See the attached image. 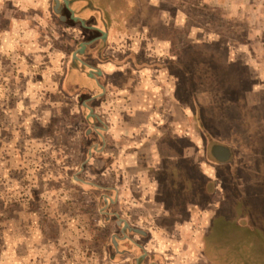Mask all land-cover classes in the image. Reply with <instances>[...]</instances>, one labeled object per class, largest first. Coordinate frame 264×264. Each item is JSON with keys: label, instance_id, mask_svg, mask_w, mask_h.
Wrapping results in <instances>:
<instances>
[{"label": "rangeland", "instance_id": "rangeland-1", "mask_svg": "<svg viewBox=\"0 0 264 264\" xmlns=\"http://www.w3.org/2000/svg\"><path fill=\"white\" fill-rule=\"evenodd\" d=\"M94 3L109 13L74 0L80 23L53 0H0V264H264V241L234 210L241 195H264V0ZM84 42L105 94L93 100L97 81L71 55ZM220 80L240 87L233 128L214 101L227 92ZM138 84L155 93L153 108L129 99ZM90 109L109 126L104 141ZM149 118L179 120V137L198 122L206 161L213 143L231 147L232 167L201 166L216 189L203 190L199 173V199L189 188L170 203L175 191L135 153ZM118 216L145 233L125 236Z\"/></svg>", "mask_w": 264, "mask_h": 264}, {"label": "flooded vegetation", "instance_id": "flooded-vegetation-1", "mask_svg": "<svg viewBox=\"0 0 264 264\" xmlns=\"http://www.w3.org/2000/svg\"><path fill=\"white\" fill-rule=\"evenodd\" d=\"M75 1H79V2H83L84 5L86 6L87 9H93L95 11H105V13H109L108 11L110 9L105 8L100 6V9L97 10L98 7H94L95 3L94 0H75ZM98 1V0H95ZM113 1V0H112ZM54 2V11L57 13L60 12H64L65 10H68L71 13V17H73L76 21L80 22V23H84V19H82L81 17L75 15L72 13L73 11V7H72V3L74 2V0H53ZM103 2V0H102ZM110 5V4H109ZM112 7V3L109 6V8ZM96 8V9H95ZM120 16V15H118ZM132 16V15H129ZM61 17L63 19H66V16L61 14ZM135 15L133 16V19L131 21L132 17L128 18V21H125L123 23H137L134 20ZM120 18V17H119ZM141 23H143L142 20H140ZM118 22V21H117ZM95 28H98L97 26H94ZM104 37V36H103ZM86 46L85 42L82 43L79 47H77L76 49H74L71 52L72 55V59L75 63L88 67L87 68V74L88 76H90L91 78L95 79L97 81V79L100 77V73H99V67L97 66H93L90 64H87V62L85 60H83L82 56H81V52L84 49V47ZM133 80V78H129V82H131ZM94 81V80H93ZM220 86L219 89H222V94L223 92L227 91L225 95L223 96H219L218 98L216 97V99H214L215 102H218L220 99L221 100H225L224 105L226 108L229 109V111L226 112V114L224 115L223 118V123L229 126H225V127H234L235 123L232 121V117H234V113H237L236 111L234 112V108H236V102H237V98L238 95L240 96V87H237L235 85H233L232 83L226 81V80H220ZM95 82V81H94ZM128 82V84H129ZM96 83V88H98V91L96 92L95 95L90 96V98L88 99H96V98H101L103 97V95H105L103 93V88H99L100 84L99 82H95ZM99 86V87H97ZM139 90V94L142 92V90H144V94L141 93L140 96H142L143 99H141V97L136 98V91ZM154 94L155 93H151L148 92L146 89L142 88L140 84L135 85L134 91H130L128 92V96L129 99L131 100V102L137 104L138 101L137 100H142L143 103L145 104V102H148L149 104L146 103V107L147 108H153V100H154ZM149 100V101H147ZM142 104V103H141ZM182 104V103H181ZM181 104L179 106L176 107V109L179 107L181 109H183L185 106H187L189 109H191L192 114L194 116L197 115V109H196V105H192L194 107H192L191 105H182ZM218 103H216L215 105H213L214 107H216ZM84 105L88 108V104L87 101L84 102ZM217 109V108H214ZM177 111L179 112L180 110L177 109ZM219 111V110H218ZM214 114V115H218L219 113ZM89 114L92 117H95L96 120L99 122V125H94V130L96 131V133L98 135L101 136L102 140L105 137L104 134V130L107 131L109 129V126L106 124L105 119H103L102 116H99L98 114L94 113L93 109L89 111ZM155 112H151L150 114V118L153 119ZM128 118V116H127ZM150 118L146 121V123L148 124V126L151 127L152 129V133L150 135L149 138H145L143 141V145L141 144V146L143 147H138L137 149H135V153L137 155H142V156H147L150 157V161H147L145 159V165L146 168L149 167L150 173L153 177L155 170L159 173L162 174V178H163V183H160V185H162L163 187H167L171 190L175 191V195L171 194V201L170 203H183L185 202L184 199H182V194H186L188 192H191L192 197H195L198 200L200 193H201V188H200V183H199V176L200 174L204 177L207 178L206 181V185H202L203 186V190L205 191H213L214 189L217 188L214 177H211V175L206 174L203 172V170L201 169V166L205 165H209L208 161L213 162L214 164L219 163V164H225L224 169L229 167H232V161H233V150L231 149V147L225 143L222 142H215L211 145V152L210 155L213 157L214 161L208 159L207 161L202 159L200 157V149L198 147V143H196V141L194 140V136H198L201 135L203 136V140L204 138L206 139V130L205 131H200V127L201 125L198 126V122L197 125H191L190 127V132L185 133V135L182 134V136L180 135L177 136L176 134H174V129L179 126V120H176L175 122L173 120L168 119L167 121L162 120L161 122H159V120H154L152 122H150ZM131 120V117L129 116V122ZM173 121V122H172ZM173 123H176V127H173L172 130V125ZM136 124V122H135ZM135 124L131 127H135ZM204 125V124H203ZM207 128V127H206ZM170 130V131H169ZM208 130V128H207ZM203 132V133H201ZM209 132L211 135V129L209 128ZM195 133V135L193 136V134ZM187 134V135H186ZM193 136V137H192ZM186 140V142H188V146H182L184 144H182V141ZM199 140V139H198ZM197 140V141H198ZM104 141V140H103ZM145 142V143H144ZM149 145L146 148V145ZM179 145V146H178ZM191 146H193V148L191 149ZM191 149V153H188V150ZM97 151H101V149L99 147L96 148ZM216 161V162H215ZM185 162H187V165L190 167V170L192 171V175L191 173L188 172V177H185L183 175V171L185 170ZM218 164V165H219ZM195 170V172H193ZM232 171V170H231ZM193 173H195L196 175L193 177ZM200 173V174H199ZM170 174V175H169ZM164 175L166 176V179L164 178ZM168 177V178H167ZM182 177L184 178V181L182 179ZM188 178V179H187ZM156 179H159L160 181H162L159 177H156ZM211 183V186L209 187V184ZM225 186V185H224ZM191 191H190V189ZM195 188V193L194 189ZM211 189V190H210ZM224 189V188H223ZM186 190V191H185ZM207 191V192H208ZM225 191H226V186H225ZM169 196V195H167ZM254 196H256L257 198L255 199V201L253 200H249L244 197V196H240L237 199H235L234 201V210H236V213L238 215L236 222L238 225L242 226L243 228H249V230H256L259 232L260 238L261 240L264 241V195H260V194H255ZM168 197H164V199L166 200ZM228 198V197H227ZM184 200V201H183ZM197 200H191L190 204L191 205H197ZM109 201V200H108ZM174 205V204H172ZM190 209V208H189ZM261 212V216L259 217V213ZM235 219V218H234ZM118 223L121 224V226H123V234L126 236L125 230H129V229H134L135 231H139V232H143L142 230H139L137 228H133L130 226V224L127 222V220L120 218L118 216ZM145 233V232H143Z\"/></svg>", "mask_w": 264, "mask_h": 264}, {"label": "crops", "instance_id": "crops-1", "mask_svg": "<svg viewBox=\"0 0 264 264\" xmlns=\"http://www.w3.org/2000/svg\"><path fill=\"white\" fill-rule=\"evenodd\" d=\"M146 130H147V133L145 134V136L144 135H141V133H138V135L139 136H143L144 138L143 139H145V138H149L150 137V135H151V133H152V129H151V127L150 126H147L146 127ZM136 133V132H135ZM135 141L137 142V141H141V139H135Z\"/></svg>", "mask_w": 264, "mask_h": 264}]
</instances>
